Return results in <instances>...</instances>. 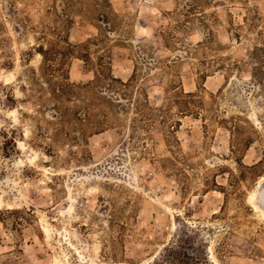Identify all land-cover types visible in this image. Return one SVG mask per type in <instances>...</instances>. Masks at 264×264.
<instances>
[{
  "label": "rangeland",
  "instance_id": "374dc122",
  "mask_svg": "<svg viewBox=\"0 0 264 264\" xmlns=\"http://www.w3.org/2000/svg\"><path fill=\"white\" fill-rule=\"evenodd\" d=\"M0 264H264V0H0Z\"/></svg>",
  "mask_w": 264,
  "mask_h": 264
}]
</instances>
